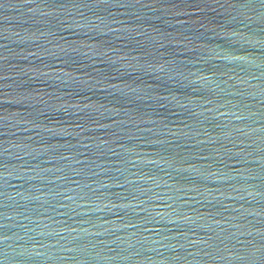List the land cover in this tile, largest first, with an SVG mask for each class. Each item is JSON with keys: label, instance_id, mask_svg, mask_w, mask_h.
<instances>
[{"label": "water", "instance_id": "obj_1", "mask_svg": "<svg viewBox=\"0 0 264 264\" xmlns=\"http://www.w3.org/2000/svg\"><path fill=\"white\" fill-rule=\"evenodd\" d=\"M0 264H264V0H0Z\"/></svg>", "mask_w": 264, "mask_h": 264}]
</instances>
